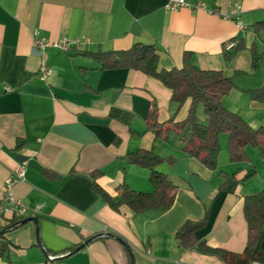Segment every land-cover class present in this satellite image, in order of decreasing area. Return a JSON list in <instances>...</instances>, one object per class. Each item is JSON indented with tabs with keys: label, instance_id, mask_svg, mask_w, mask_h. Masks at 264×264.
I'll return each instance as SVG.
<instances>
[{
	"label": "crops",
	"instance_id": "0c3cea01",
	"mask_svg": "<svg viewBox=\"0 0 264 264\" xmlns=\"http://www.w3.org/2000/svg\"><path fill=\"white\" fill-rule=\"evenodd\" d=\"M201 1L226 8L225 0ZM167 3L0 0V200L7 180L25 163V177L14 192L29 204L25 218L39 219L5 231L0 264H228L178 244L180 226L207 211L208 224L197 236L212 247L244 252L245 197L264 190L259 150L248 145L249 161L233 162L228 136L222 133L213 170L183 150L177 130L157 139L146 125L151 102L157 103L161 123L178 122L188 116L192 99L179 108L161 80L131 68L102 70L92 54L154 44L160 67L170 69L182 67L189 53L200 68L233 78L235 87L223 104L258 128L264 126V101L253 99L251 91L264 87V31L256 32L253 25L264 20V0H242L246 31L220 15L188 7L172 11ZM37 32L53 40L82 38L79 48L47 50L52 72L46 80L40 77L42 58L35 52ZM231 41L236 46L227 51ZM254 50L259 54L256 66ZM195 109L198 120L206 122L204 105L198 102ZM142 148L173 157V163L163 162L157 169L178 186L175 202L162 212L135 214L127 206L115 210L93 190L90 175L99 170L97 183L113 197L123 182L152 192L150 170L121 160ZM221 172L233 177L223 191ZM15 219L0 215V231Z\"/></svg>",
	"mask_w": 264,
	"mask_h": 264
},
{
	"label": "trees",
	"instance_id": "16d2710c",
	"mask_svg": "<svg viewBox=\"0 0 264 264\" xmlns=\"http://www.w3.org/2000/svg\"><path fill=\"white\" fill-rule=\"evenodd\" d=\"M253 28L256 32L264 31V20L254 23ZM92 55L101 65L102 70L131 68L161 80L173 91V102L177 103L179 108L187 99H192L188 116L178 122L170 119L168 122L161 123L157 103L151 102L146 125L157 139H167L171 131L177 130L183 142V150L198 158L208 168L215 170L218 167L221 151L220 135L225 133L228 136L231 161H249L246 148L251 145L259 150L264 166V126L254 128L239 114L224 106L223 98L235 87V83L233 78L227 77L223 71L200 68L191 62L189 53L184 55L182 67L162 68L159 64L160 54L154 44L135 43L128 49L101 50ZM231 56L232 53L227 58L230 59ZM258 61L259 54L254 50V66ZM251 95L255 100L264 101V87L252 90ZM198 102L204 105L206 122H201L197 118L195 108ZM121 160L126 164L148 168L154 190L139 191L123 182L117 187V196L113 197L97 183L101 172L94 171L90 175L93 190L115 210H119L121 206H127L135 214H141L151 210L162 212L173 206L178 186L166 173L157 169L163 162L173 163V157H163L157 154L154 148H142L128 153ZM122 169H125V166H122ZM221 175L224 181L220 191H223L233 177L223 172ZM244 213L248 223V240L241 254L232 253L220 247H212L206 240L197 236V232L208 224L209 211L201 219L187 220L180 226L176 233L178 244L185 249H196L205 254L216 255L228 264L253 262L264 264V251L261 249L264 240V190L245 197ZM21 222V219H15L4 228V232L1 230L0 242L3 240L5 231L18 227L22 224ZM2 244L0 243V253L5 249Z\"/></svg>",
	"mask_w": 264,
	"mask_h": 264
},
{
	"label": "built area",
	"instance_id": "2783aa9c",
	"mask_svg": "<svg viewBox=\"0 0 264 264\" xmlns=\"http://www.w3.org/2000/svg\"><path fill=\"white\" fill-rule=\"evenodd\" d=\"M226 8L222 10L219 6H211L206 1H198L196 4H190L186 0H168L167 8L172 11H177L183 7H188L191 9L203 10L209 14L220 15L224 19L232 21L238 30L246 31L248 26L244 24L241 20V14L243 12V3L242 0H225ZM82 44L81 37H69L62 36L60 39H50L43 37L40 33L35 35V52L41 56V68H40V77L43 80H46L51 74V68L47 64L46 53L50 48L69 51L72 48H79ZM236 43L234 41L228 42L225 46L227 51L234 49ZM26 173L25 163H21L15 170L13 176L9 178L5 185V194L2 200H0V215H12L16 219H23L29 212V204L24 199L18 197L14 192V186L17 182L24 179ZM41 204L37 205L36 209L41 208ZM53 259V257H50ZM159 264H165L160 262Z\"/></svg>",
	"mask_w": 264,
	"mask_h": 264
},
{
	"label": "water",
	"instance_id": "95a60500",
	"mask_svg": "<svg viewBox=\"0 0 264 264\" xmlns=\"http://www.w3.org/2000/svg\"><path fill=\"white\" fill-rule=\"evenodd\" d=\"M23 159H24V158L20 157V160H23ZM28 221H35V222H38L39 219H38V217H27V218L23 219L21 223L24 224V223H26V222H28ZM92 239H93V238L88 239L87 241H85L84 243H82L78 248L85 246V245H86L87 243H89ZM118 239L121 240V241H123V240L120 239V238H118ZM123 242H124V241H123ZM78 248H77V249H78Z\"/></svg>",
	"mask_w": 264,
	"mask_h": 264
},
{
	"label": "rangeland",
	"instance_id": "374dc122",
	"mask_svg": "<svg viewBox=\"0 0 264 264\" xmlns=\"http://www.w3.org/2000/svg\"><path fill=\"white\" fill-rule=\"evenodd\" d=\"M227 141H228V138H227Z\"/></svg>",
	"mask_w": 264,
	"mask_h": 264
}]
</instances>
